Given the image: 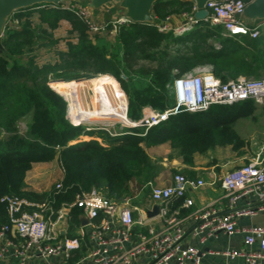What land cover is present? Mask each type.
<instances>
[{
  "label": "trees",
  "instance_id": "obj_1",
  "mask_svg": "<svg viewBox=\"0 0 264 264\" xmlns=\"http://www.w3.org/2000/svg\"><path fill=\"white\" fill-rule=\"evenodd\" d=\"M242 1L246 4L249 0ZM65 3L73 2L17 8L4 21L0 36V198L8 194L36 203L47 202L56 209L70 201L75 192L94 188L106 198L117 199L130 192L129 183L135 177L137 182L140 177L151 180L159 165L151 161L144 148L165 142L177 149L180 161L187 165L194 152L202 153L218 145L227 144L242 153L239 150L244 141L232 125L253 114L255 105L250 99L171 115L144 132L131 128L129 131L134 134L120 137L102 132L97 135L103 140L99 143L94 139L72 142L80 135L93 136L95 131L69 122L64 100L53 90L58 91L55 83L51 89L48 81L69 73L108 77L124 117L121 90L126 95V116L136 121L145 106L157 111L169 106L172 78L195 65L208 64L221 81L237 74L263 76L264 29L258 20L254 24L258 28L255 38L222 36L219 25L208 26L204 22L179 34L158 32L154 18L188 11L192 1L154 0L151 21L116 23L111 43L100 31L109 33L110 25L90 31L82 19L65 8ZM33 13L37 21L34 25L30 19ZM60 20L68 23L73 39L66 41L64 50L56 51L52 61L37 63L28 54L31 44L47 38L46 43H55L47 29H55ZM209 37L217 39L219 45L209 43ZM186 43L189 45H181ZM141 60L153 65H140ZM20 121L26 125L23 132L17 127ZM55 156L62 170L60 188L53 184L42 192L24 190L23 178L31 163L49 161ZM78 213L71 211L70 224L77 223ZM5 221V205L0 201V224ZM79 252L75 251L69 262Z\"/></svg>",
  "mask_w": 264,
  "mask_h": 264
},
{
  "label": "built area",
  "instance_id": "obj_2",
  "mask_svg": "<svg viewBox=\"0 0 264 264\" xmlns=\"http://www.w3.org/2000/svg\"><path fill=\"white\" fill-rule=\"evenodd\" d=\"M64 6L90 30L102 29L89 20L90 7L79 2ZM244 6L242 0H206L203 3L206 14L198 20L193 17L197 8L192 2L188 11L179 14L182 21L178 25L168 27L167 15L154 18V24L158 32L179 34L204 22L208 26L219 25L222 36L255 38L258 28L245 22ZM126 21L120 18L117 23ZM169 90L172 99L169 106L161 111L145 106L136 121L128 119L127 126L141 125L146 129L171 115L245 99L264 108V75L251 78L237 74L221 81L212 74L210 66L193 67L174 76ZM58 167L62 173L59 164ZM204 184L201 179L186 178L178 172L171 175L167 185L146 181L144 187L154 205V214L147 218L141 216V210L132 204L130 197L110 199L94 188L75 192L70 201L56 209L47 202L3 195L0 201L5 205L6 221L0 224V264L10 260L18 264L34 260L43 264H199L203 256L201 248L185 242V237H196L198 245L203 246L216 232L228 236L241 233L242 247L225 248L213 254L229 260L239 258L243 264L260 261L264 264V229L258 225H238L240 218L264 212V143L244 162L226 169L219 177L224 207L209 202L182 217L180 209L192 205L186 193ZM54 186L60 188V180ZM174 200H179L178 205L173 206ZM73 210L79 212L78 219L83 223L79 235L85 239L88 250L69 262L80 241L77 237L61 238L58 225ZM253 243L257 249L251 248ZM55 259L58 261L54 262Z\"/></svg>",
  "mask_w": 264,
  "mask_h": 264
},
{
  "label": "rangeland",
  "instance_id": "obj_3",
  "mask_svg": "<svg viewBox=\"0 0 264 264\" xmlns=\"http://www.w3.org/2000/svg\"><path fill=\"white\" fill-rule=\"evenodd\" d=\"M119 1L120 0H112L109 3L100 6V8H98V9L90 8V11H89V13H90L89 20L96 27L100 26L103 28L104 25H106V24L111 26L112 30L109 33H102L103 30H100L101 35L111 43L113 42V32H114L117 20L120 18H124V9L118 5ZM79 5H81L83 7H86V6L89 7V0H82L79 2ZM30 19H31L32 24L34 25L37 22L36 21V14L33 13L31 15ZM12 21H14V20H12ZM256 21L257 20H248V19L246 20L245 19V22L249 25H254ZM100 22H102V23H100ZM14 23H15V21H14ZM69 27L70 26L68 25V23L66 21L60 20L58 23V26L55 29H52V30L47 29V33L49 32L51 34V38L54 39L56 42L53 44L52 43L48 44V43H46L48 41V38L47 39H41V40H34V42L31 44L32 46H31V49L28 52V54L33 55L34 59L39 64L44 63V62H48V61H52L56 57V55H55L56 51L64 50L66 41L73 39L72 35L70 34V31H69L70 28ZM87 27H88V25H87ZM90 31L94 32L95 30H90ZM172 34H175V33L172 32ZM207 39H208L207 41L209 43H212L213 45H219V41L217 39L211 38V37H209ZM42 42L45 44H41ZM181 45H189V43L181 44ZM138 63L140 65H144V66H148V67H151L153 65V63H151L149 61H145V60H141ZM202 66L207 67L209 65L208 64H198V65H195L193 67H202ZM241 75L245 76V77H251V76H246L243 74H241ZM92 76H94V75H82L80 73H69V74L61 75L57 79H50L48 81V85L51 89H53L52 83L53 84L55 83V87H57L56 89L58 91H56L55 89H53V90L56 93H58L62 97V99L64 100L65 106H66L65 116L69 120V122H71V123H73V119L71 117L69 108L71 107L72 110H74L73 103L69 99V96H67V94L64 92L63 88L59 87L56 84V80L57 81L81 80V79H85V78L92 77ZM105 79L107 80V78H105ZM110 82L112 84L113 91L115 92V86H114V83L111 79H110ZM117 84H118V82H117ZM95 87H96V89H95ZM118 87L121 90L119 84H118ZM79 89H80L81 102L86 103L85 101H87V100L84 99V94L82 92V89L80 87H79ZM92 90H93L94 94H102V95L104 94V96H103L104 104L101 105L102 108H110L111 107V105L108 103V101L105 98V88L103 86L95 85V86H93ZM67 91L69 93L74 92V90L71 88H68ZM60 92L63 93L64 95H62ZM121 92H122L124 99H125V118H127V116H126V95L124 94V92L122 90H121ZM254 105H255V108H254L253 114L251 116L239 118L232 125V128H233L234 132L236 133V135L239 136V138H241L244 141L242 148L239 150V151H242V153H238L237 151H233L230 148V146L227 144L218 145V146L210 147L205 152L207 161L209 160V161H213V162H227L225 168L222 169V170H226V169H229L231 167H234V166L244 162L246 157H248L252 152L257 150V148L261 144L264 143V108L258 104H254ZM97 107L99 108L100 106H97ZM140 113H141V111H140ZM81 122H83V121H81ZM126 122H127V120H124V122H123V121H118L116 119H101V118L100 119L97 118L95 120L92 119L90 121H84L85 125L84 124H81V125L84 126L85 129H90V130L95 131V133L93 134V136L92 135L91 136L80 135V136H78L77 139L73 140L72 142L87 140V139H94L99 143V142H102L103 140H101V138L97 137V135H99L102 132L106 133L108 136L115 137V136L122 135L124 133H133L134 134V132L129 131V130H131V128L134 129L133 131H141V132L145 131L144 126H141V125L127 126ZM17 127H18L19 132H23L26 128L25 122L24 121L18 122ZM146 149H147L146 150L147 154L151 158H153L154 160L157 157H158V159H161V156H165L166 161H168V162H172V160H178L179 159L177 149L174 146L170 145L168 142L161 144L159 146V148L156 149L155 151H154V149H151L149 147H146ZM200 154H202V153H200ZM172 163H175V162H172ZM163 167L165 168V170L162 171V173L166 174L165 172L167 171L168 166H163ZM140 179H142V178L140 177ZM136 181H137V179L135 177L134 179H132L130 181L129 187L132 188V187L137 186ZM53 184H54V180H51L50 182L47 183V188H50L51 185H53Z\"/></svg>",
  "mask_w": 264,
  "mask_h": 264
},
{
  "label": "crops",
  "instance_id": "obj_4",
  "mask_svg": "<svg viewBox=\"0 0 264 264\" xmlns=\"http://www.w3.org/2000/svg\"><path fill=\"white\" fill-rule=\"evenodd\" d=\"M166 15L169 17L167 21V25L170 28L178 25L182 21V19L179 17V13H169ZM257 23L259 24L260 27H262V29H264V18L259 19ZM160 145L161 144L150 146L149 148L154 149L155 151L156 149L159 148ZM144 149L145 152L147 153L146 151L147 149L146 148ZM206 151L202 152L203 155L198 152H194L191 157L190 165L182 163L180 161L179 155H178L179 159L172 160V162H175L172 163L166 161L165 156H161V159H158L157 157L154 160L147 154L151 159V161H154L156 164L159 165L158 170L154 173V176L151 178V180H149L152 181V183L154 184L157 185L169 184L171 175L177 172L181 173L186 178L201 179L204 181L205 184L203 186H200L197 189L186 193V195L191 198L192 205L190 207L180 209V214L182 215V217L185 216L190 211H192L194 208L201 207L209 202H213L218 204L220 207H224L223 199L221 198L222 191L219 186V177L225 171L222 169L225 168L227 162H213L209 160L207 161L205 155ZM163 166H168L167 167L168 172L166 171L165 172L166 174L162 173V171L165 170ZM61 176L62 173L59 170L56 156L49 161L33 162L31 163L30 168L25 172L22 188L24 190H31L34 192L46 191L49 189L47 188V183L50 182L51 180H54V182L60 180ZM145 182L146 181L142 179L138 182L136 181L137 186L132 188L129 187L130 192L128 194L121 195V196L126 195L130 197L132 204L137 209L141 210L140 212L142 213L141 216H143V218H147L148 216L154 214V205L148 197L147 189L144 187ZM178 203L179 200H174L173 206L178 205ZM76 217H77L76 224L69 223L70 220V216H69L58 226H59V236L61 238L63 237L79 238L80 246L76 250V252H79V250L82 249L77 257L79 258L86 254L88 250V246L85 239L80 237L81 235H79V230H80L79 227L83 226L82 225L83 223L81 220L78 219V214ZM183 222H185L186 224L185 220ZM238 225L240 227H249V226L258 225L264 229V212L251 217L240 218L238 221ZM241 237H242L241 233H236L231 236H228L223 232H216L214 237H210L204 242L203 246H199L196 237H192V236L185 237V242L191 243L201 248L203 252V256L201 257L199 264H243L239 258L229 260L222 256H217L212 253L213 251H221L224 250L225 248H234V249L241 248L242 247ZM251 248L257 249V244L253 243L251 245ZM72 256L73 255H71V258ZM57 261L58 259L54 260V262ZM6 264H18V263L15 260H10ZM29 264H43V263L34 260L31 261ZM257 264H263V262L260 261Z\"/></svg>",
  "mask_w": 264,
  "mask_h": 264
},
{
  "label": "water",
  "instance_id": "obj_5",
  "mask_svg": "<svg viewBox=\"0 0 264 264\" xmlns=\"http://www.w3.org/2000/svg\"><path fill=\"white\" fill-rule=\"evenodd\" d=\"M62 1H72L78 3L82 0H0V36L3 32L5 19L11 12L17 8L26 7L36 3H48L56 5ZM112 0H89V7L97 9L100 6L111 2ZM197 10L193 13L195 19L201 20L206 10L203 8V3L206 0H190ZM154 0H120L118 5L124 9V18L127 21L149 22L151 21L150 7ZM243 16L248 20H259L264 18V0H249L243 9ZM1 50V44H0ZM72 124H84V122H76Z\"/></svg>",
  "mask_w": 264,
  "mask_h": 264
},
{
  "label": "bare ground",
  "instance_id": "obj_6",
  "mask_svg": "<svg viewBox=\"0 0 264 264\" xmlns=\"http://www.w3.org/2000/svg\"><path fill=\"white\" fill-rule=\"evenodd\" d=\"M108 78V77H107ZM56 84L63 88L64 92L69 96V99L73 103L74 110L70 107V114L73 119V123L81 121H90L92 119H116L118 121L127 120L123 115L122 105L114 95L109 82L104 77H88L81 80H67V81H57ZM100 85L105 88V98L111 105L110 108H102L101 105L104 104L103 96L104 94H94L93 86ZM84 94V99L86 103L81 102L80 89ZM68 88L74 90V92L69 93ZM98 88V87H97ZM96 89V87H95ZM98 93V92H97ZM115 93V92H114ZM95 97V98H94ZM97 106H100L99 108ZM110 122V121H109Z\"/></svg>",
  "mask_w": 264,
  "mask_h": 264
}]
</instances>
